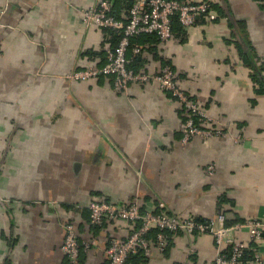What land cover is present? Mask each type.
<instances>
[{
	"label": "crops",
	"instance_id": "crops-1",
	"mask_svg": "<svg viewBox=\"0 0 264 264\" xmlns=\"http://www.w3.org/2000/svg\"><path fill=\"white\" fill-rule=\"evenodd\" d=\"M98 1L0 0V264H67L68 221L79 264H107L109 241L134 225L90 227L92 201L137 199L142 211L162 203L171 216L197 220L222 213L226 225L264 222V84L255 80L264 78V0H215V21L141 52L142 72L170 66L223 130L186 144L185 110L157 84L120 91L111 76L68 78L103 66L112 48V35L82 20ZM118 1L126 14L132 0ZM166 236L144 264H204L217 254L211 235ZM234 238L250 245L245 230ZM257 249L264 258V235Z\"/></svg>",
	"mask_w": 264,
	"mask_h": 264
},
{
	"label": "built area",
	"instance_id": "built-area-1",
	"mask_svg": "<svg viewBox=\"0 0 264 264\" xmlns=\"http://www.w3.org/2000/svg\"><path fill=\"white\" fill-rule=\"evenodd\" d=\"M215 3V0H133L125 16L116 19L110 14L111 3L99 0L82 11L84 25L113 29L120 34V39L115 48L104 49L106 61L103 66L78 70L68 78L89 80L111 76L114 88L120 91H125L130 83H155L187 112L182 128L183 144L194 137L223 136V130L217 121L181 88L170 66L164 65L154 74L134 73L128 69L129 59L126 56L130 41L134 37L155 34L160 42L170 40L173 37L171 29L173 17H177L184 29L194 26L198 19L209 23L215 21L217 19L216 11L213 9ZM131 51L138 54L140 47L135 46ZM207 171L212 175L213 167L209 166ZM88 210L90 227H99L105 221H124L134 225L127 238H113L109 241L106 249L107 264H125L129 255L139 251L147 257L153 247L161 251L167 238L166 234L178 232L188 235L208 234L213 237L217 254L212 261L204 264H245L242 258L246 250L253 253L254 264H264V258L257 249V244L264 235L263 221L252 219L226 225L222 213L208 220H197L190 216L179 218L169 215L162 203L157 205L156 211H142L137 199L126 205L92 201ZM153 230L159 231L154 241L148 238ZM244 230L247 232L250 245L234 238V234ZM63 232L60 250L67 264H79V239L74 224L66 222L63 225ZM222 246L225 250H222Z\"/></svg>",
	"mask_w": 264,
	"mask_h": 264
},
{
	"label": "trees",
	"instance_id": "trees-1",
	"mask_svg": "<svg viewBox=\"0 0 264 264\" xmlns=\"http://www.w3.org/2000/svg\"><path fill=\"white\" fill-rule=\"evenodd\" d=\"M107 2L111 3V15L116 18V19H122L121 16L123 15V17L125 16L124 12L120 11V7L119 6V1L118 0H105ZM133 0L130 1L129 3L126 4V11H128L131 6H132ZM118 8V9H117ZM213 9L216 11V14L218 16V12L221 13V10L218 9L217 3H215L213 5ZM196 22H204V20L202 19H198ZM172 27V33L173 35H175L176 37H183L185 35L184 32V28L179 24L177 17H173L172 18V23H171ZM105 33L112 35L113 37V45L112 48H115L119 39H120V34L113 30V29H102ZM159 41L157 35L155 34H149V35H140L137 37H134L131 39L130 41V46L127 50L126 56L129 59V64H128V69L132 70L134 73H140L142 72L141 68H142V63H141V52L143 51V49H146V44H148V42L151 43H156L157 41ZM135 46H139L140 47V52L138 54H133L131 49L134 48ZM144 72V71H143ZM255 79V77H254ZM257 82L260 81L261 84H264V78L263 79H255ZM172 98V97H171ZM173 99V98H172ZM186 113V117H187V112L184 111ZM186 119V118H185ZM184 119V120H185ZM92 228H96V227H92ZM157 233H159V231L157 230H153L152 232L149 233L148 238L152 241L155 240V237L157 235ZM79 251L81 252V248L79 246ZM146 257L143 255V253L141 251H139L136 254H132L129 255L126 263L125 264H144L146 262ZM253 258V253L250 250H246L244 251V255H243V260L246 263L247 261H251Z\"/></svg>",
	"mask_w": 264,
	"mask_h": 264
}]
</instances>
